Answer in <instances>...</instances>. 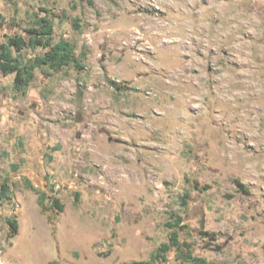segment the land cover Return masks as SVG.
<instances>
[{
  "label": "rangeland",
  "instance_id": "obj_1",
  "mask_svg": "<svg viewBox=\"0 0 264 264\" xmlns=\"http://www.w3.org/2000/svg\"><path fill=\"white\" fill-rule=\"evenodd\" d=\"M40 9L75 60L0 73V264H264V0H0V44Z\"/></svg>",
  "mask_w": 264,
  "mask_h": 264
},
{
  "label": "trees",
  "instance_id": "obj_2",
  "mask_svg": "<svg viewBox=\"0 0 264 264\" xmlns=\"http://www.w3.org/2000/svg\"><path fill=\"white\" fill-rule=\"evenodd\" d=\"M41 13H44L41 15ZM33 25L24 28L23 34L6 35L5 41L0 44V73L14 75L13 89L16 93L25 95L27 88L35 78L37 69L45 68L60 70L64 66L74 62V48L67 41L53 43L54 15L48 10L40 9L34 13ZM4 18L0 15V23ZM37 48L46 49L42 56H26L25 51H33ZM10 187L3 183L0 190V201L10 200ZM39 205H44V198L39 195ZM51 206L62 212L64 207L57 198H52ZM13 233L17 231V223L12 219L7 220ZM174 249L183 264H208L205 259L195 257L192 254V246L186 242H180L173 235L170 244H162L155 250L149 260L133 261L130 264H161L166 260V254Z\"/></svg>",
  "mask_w": 264,
  "mask_h": 264
},
{
  "label": "water",
  "instance_id": "obj_3",
  "mask_svg": "<svg viewBox=\"0 0 264 264\" xmlns=\"http://www.w3.org/2000/svg\"><path fill=\"white\" fill-rule=\"evenodd\" d=\"M81 104V92L77 93V105L80 106ZM75 121H78V118L75 119Z\"/></svg>",
  "mask_w": 264,
  "mask_h": 264
}]
</instances>
